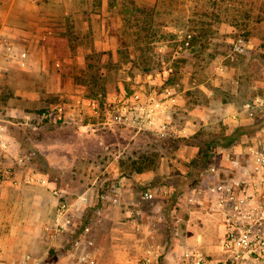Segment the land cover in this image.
I'll list each match as a JSON object with an SVG mask.
<instances>
[{
  "label": "rangeland",
  "instance_id": "374dc122",
  "mask_svg": "<svg viewBox=\"0 0 264 264\" xmlns=\"http://www.w3.org/2000/svg\"><path fill=\"white\" fill-rule=\"evenodd\" d=\"M199 1L201 6L195 9V17L188 0H181L179 6L173 4L172 0H164L153 12L149 30L139 27L143 25L142 18L151 14V10L139 9L133 14L134 18L131 17L119 27L122 33L117 38H111L115 49L108 45L98 51L93 36L98 24L90 16L100 8V0H83L82 3L80 0H69L66 4L61 0H37V7L32 12L41 16L39 18H54L48 22L59 33L65 34L69 26H74L66 20L69 14L64 12L79 11L84 15V24L79 22L77 27V30L83 29L82 48L71 50L60 45L56 56L52 55L49 59L54 67L51 69L52 75L48 76V83L52 87L56 83L55 78L60 77L64 92L62 103L66 106L78 98L84 100L85 126L41 122L42 114L54 109L61 98L53 92L46 102L34 105L14 100L16 88L11 82L21 73V76H25L26 72L18 69L22 66L0 58L5 67L0 78V128L4 133L7 129L17 133L21 131L18 135L21 136L24 153L36 158L42 171L51 170L44 163L43 148L48 142H64L67 145L70 158L80 160V164L67 167L62 173L63 182L70 185V190H75L78 185L79 189L86 191L74 195L76 205L83 203L88 208L92 204V187L97 185L96 181L107 178L118 168L111 165L114 159L121 162L116 173L133 175L130 164L146 158L152 162L148 169L156 174L154 185L159 182L164 185L175 183L178 188L187 190L204 167L205 162L201 158L207 155L210 145L225 144L230 135L235 136L236 140L249 139L264 129V47L263 50H256V45L251 46L249 30L251 20H256V14H253L250 4L238 3V0H224L218 6L212 4L211 0ZM26 3L27 0H0V9L7 18L10 34L28 51V61L34 51L28 40L36 35L33 37L37 47L34 59L38 60L41 57L38 51L48 38L43 37V31L29 34L24 29V17L31 11ZM124 10V7L120 8V15ZM14 15L17 20H13ZM13 23H17L23 31ZM229 26L234 27L232 32ZM176 30L194 35L188 48H179L181 43L177 40ZM75 36L68 39L70 47L77 42ZM239 36L248 44L247 51L242 54L233 51V43ZM61 59L62 62L59 61ZM209 94L212 95L209 97ZM173 95L180 96L179 101L169 100L163 114L165 98ZM257 97L261 99L259 106L255 102ZM91 100L98 105L99 113L96 115H93L91 105L88 107ZM19 105L24 108L22 113L14 111ZM203 107L212 110V124L191 113L194 109L199 113ZM242 110L247 111L245 121L235 124L234 130L226 133L229 125L225 120L229 114ZM23 112L33 113V122L39 116L40 124H44L42 128L35 131L20 129L18 121L23 122ZM119 116H123V119L120 120ZM151 119H155L156 123L150 125L148 121ZM43 121L46 122L45 119ZM158 122L159 125H166V129L159 128ZM56 127L63 134L57 131L51 133ZM190 127L196 131H184ZM34 139L40 142L42 152L35 148ZM62 151L57 149L58 154ZM187 159L191 160L189 164ZM187 169L191 171L192 180L185 183L179 176ZM50 172L55 175L54 169ZM108 182L104 199L122 203L121 195H115L117 184L113 180ZM123 202L122 205L126 207L132 204ZM153 203L154 199H151L145 206L150 208ZM167 205L172 207L170 199ZM216 224L219 225L217 235L214 231ZM157 229L160 231V226ZM205 229L207 232L201 234ZM220 229L218 215L206 216L197 223V227L194 226L193 231L186 234L184 241L186 245L199 247L219 257ZM6 259L11 260L9 257Z\"/></svg>",
  "mask_w": 264,
  "mask_h": 264
},
{
  "label": "crops",
  "instance_id": "0c3cea01",
  "mask_svg": "<svg viewBox=\"0 0 264 264\" xmlns=\"http://www.w3.org/2000/svg\"><path fill=\"white\" fill-rule=\"evenodd\" d=\"M61 1H64L66 4L69 0ZM78 1L79 0H77V2ZM80 1L82 3L83 0ZM180 1L181 0H172V3H176L177 6H179ZM211 1L212 4L218 6V4L224 0ZM188 2L192 7V15L196 17L195 9L201 6V1L188 0ZM226 2H228V0H226ZM239 2L250 4L253 14H256V20L252 19L251 26L249 27L251 32L250 36L252 38L251 46L253 47L256 45V50H263L264 0H238V3ZM162 3H164V0H100V8L90 16V19L98 24V27L93 30V36L96 38H94L96 49L100 51V49L108 45H111V47L115 49V47H113L115 44L111 43L110 40L111 38H117L118 34L122 33V30L119 28L122 27V24L124 25L131 17L134 18L135 16H133V14L137 12L138 9L142 8L151 10V15H145V17L147 16L146 19H148V17L151 18L154 14L153 12H155ZM25 5L26 7L28 6V9L31 11L26 18L24 17V29H27V33L29 34L43 31V36L48 34V37L46 36L48 39L47 43L38 51L41 55L38 60L34 59L37 47H35L36 40L33 37H36V35H32V38L30 37L28 40L30 42V48L34 50L33 57L31 55L30 60L26 62L25 66L21 69L18 68L26 72L24 74L28 77L21 76V73L19 75L20 77L12 80L11 83H13V87L16 88L13 99L32 103L34 105L38 102H46L47 98L55 92L59 98H61V100H59L60 102L55 105L56 107L62 103L64 92L62 90V80L59 76L55 78L56 83L52 85V87L48 83V81H50L48 80V76L52 75L53 71L51 69L54 67L50 65L49 59L52 55H55L56 51H59L61 48L60 45H62V48H69L71 50H75V47L77 49L79 47L82 48L81 35H83V29L77 30V27L79 22L84 24L85 18H83L84 15L79 13V11L76 13L64 12L69 14L66 20L74 24L73 35H76L74 39L77 42L73 44V47H70V41H68L69 37L64 33H59L57 29H54L48 22L50 20H55L54 18L48 16L39 18L41 16L38 17L37 14L35 15V13L32 12L37 7V0H27ZM121 7H124L125 10L120 15L119 10ZM129 7L131 9L130 11H128ZM213 10L214 9H212V11ZM16 18L17 16L14 15L13 20H17ZM108 21L111 22V26ZM13 24H15V27H19L17 23ZM228 28L231 32L232 29H234V27L230 26ZM19 30L21 32L23 31L21 28ZM181 32L182 30H176L175 34L177 40ZM29 34L26 35L29 36ZM124 35H126V33H124ZM227 35L228 34H221V36ZM59 61L62 62V59ZM210 95L212 94H209V97ZM165 99L167 101L165 102L163 114H165L169 100L179 101L180 96L173 95ZM23 109L24 108L19 105L14 108V111L22 113V111H24ZM202 109L203 110L199 111V113L202 112L201 114H199L196 109L192 110L191 113L193 115H198L200 119H204L206 123H209L210 120H213L214 114L208 107H203ZM246 113V110H242L241 112L229 114V117L225 120L228 122L227 125H229V128L226 129V133H231L234 130L235 124L244 122ZM23 114V122L18 121L20 129L35 131L42 128L44 125L40 124L39 116L36 117V121L33 122V113L23 112ZM167 115L168 114H166V116ZM240 117L243 118L240 119ZM235 120L237 121L235 122ZM41 122L45 124L54 123L48 120H46V122L42 120ZM210 123L212 124L213 121ZM62 127L63 126H61V128ZM57 128L58 127H56V130L51 131V133H56L57 131L59 134H63L62 131ZM0 131L3 133V137L7 141L9 147V150L0 147V160L6 167H10L14 170V175L12 177L0 183V248L4 253V257L14 259L21 256L23 253H30L34 258L39 260L57 264H75L73 260L67 256V248L80 232H82L83 228L88 226L90 228L89 235L94 239L98 248L94 254L96 264H133L141 257L142 245L139 243V240L144 237V234L142 232L135 234L133 231L129 212L130 209L140 206L147 214L150 213V209L153 207H159L165 210L167 223L157 224V226H160L161 230L159 231L157 229L156 235L146 240L147 243L152 244H164L166 242L169 224L171 223H177L182 228L183 233L181 239L184 241L186 234H188L189 231H193L194 226L197 227V223H200L204 217L213 215L210 214L206 208L188 207L185 203L179 202L178 196L186 191L185 188L180 189L175 183L164 185L162 182H159L157 185H154V183H156V174H152L150 169H145L142 172H133V175L116 173V170L119 169L121 164L118 159H114L111 163L113 167H115V165L118 166V168L114 169L115 173L112 172L107 178L96 181L97 185L92 187L94 192V195H92V204H89L88 208L87 205L83 203L76 205V202L73 201L74 195H81L86 191L79 189L78 185H76L75 190H70V185L63 182L62 173L67 167L80 164V160L70 158L67 153L68 147L64 142H48V145L43 148L44 163L49 165L51 170H55V175L50 172L51 170L49 172L47 170H40L37 165V159L31 158L29 155L28 170H34L36 175L43 179L44 183L28 184L25 181L27 173H25V170H22L19 165L25 161L24 158L26 156L21 136H19L21 131L17 133L7 129L4 133L1 128ZM184 131L194 132L196 130L190 127ZM32 142L35 148L41 149L40 142L36 139L32 140ZM214 144L210 145L209 149ZM230 144L222 145L227 146ZM57 149L63 151L58 154ZM40 151L42 152V150ZM187 161L189 164L191 160L187 159ZM179 177V179L183 180L185 183L190 182L192 180L191 171L187 169L183 171V174ZM112 180L117 184L115 195H121L122 203H125L123 201L132 203L129 207L122 205V203L116 204L110 202L108 199H104L106 198L105 192L109 185L108 181ZM147 185L151 186V199H154V203L150 208L145 206L148 202L141 201V195ZM53 189L64 191V199L73 204L72 212L70 213L72 214L73 224L69 228L65 227L61 229L64 219L58 215L60 198L53 194ZM95 195L97 200L94 198ZM169 199L172 202V207L170 208L167 205ZM214 231L217 235L219 225L216 224V226H214ZM205 232H207L206 229L201 231V234ZM180 252L181 246L179 244H173L166 256L161 260V264H176Z\"/></svg>",
  "mask_w": 264,
  "mask_h": 264
},
{
  "label": "built area",
  "instance_id": "2783aa9c",
  "mask_svg": "<svg viewBox=\"0 0 264 264\" xmlns=\"http://www.w3.org/2000/svg\"><path fill=\"white\" fill-rule=\"evenodd\" d=\"M46 34L43 36L46 38ZM192 39L189 32L179 35L180 47L188 48ZM246 40L239 36L233 43V51L238 54L247 51ZM4 57L13 65L25 66L28 62V51L10 34L7 18L0 9V58ZM5 67L0 60V78ZM256 105H261V99H255ZM93 115L99 113L94 100L88 102ZM84 100L76 99L71 105L63 103L42 114V120L54 123L84 125ZM249 106V105H246ZM128 120V117H124ZM122 120L123 116H119ZM158 121H161L159 119ZM155 124V119L148 121ZM158 127L166 129L159 122ZM170 130V128H167ZM0 147L8 149L7 141L0 131ZM20 165L27 176L26 183L43 184L42 178L29 169V155ZM28 171V172H27ZM14 170L6 167L0 160V183L12 177ZM151 186L147 185L141 195L142 202L151 201ZM53 194L60 198L58 215L64 219L63 226L69 228L73 224V204L64 199L65 192L53 189ZM178 201L188 207H203L210 214L220 218L221 237L219 248L221 255L214 257L199 247L186 245L181 239L182 228L177 223L169 224L168 238L164 244L147 243L146 240L157 233V224L167 223V215L162 208L153 207L147 214L140 206L129 210L132 227L135 234L143 233L139 240L142 254L133 264H161V260L173 244L181 246V252L176 264H264V129L249 139H240L230 145L215 143L210 147L208 160L200 171L198 179L185 192L178 196ZM179 223V222H178ZM90 228L84 227L82 232L67 248V256L75 264H96L95 252L97 246L89 235ZM143 239V240H142ZM0 264H57L34 258L30 253L8 260L0 248Z\"/></svg>",
  "mask_w": 264,
  "mask_h": 264
},
{
  "label": "trees",
  "instance_id": "16d2710c",
  "mask_svg": "<svg viewBox=\"0 0 264 264\" xmlns=\"http://www.w3.org/2000/svg\"><path fill=\"white\" fill-rule=\"evenodd\" d=\"M139 10V9H138ZM151 15V14H150ZM145 18V19H144ZM147 18V16L145 17H143L142 18V21L144 22H142V24L143 25H140V29H146V30H149V27H151V25H152V18H149L148 17V19H146ZM144 19V20H143ZM69 22V21H68ZM145 26H148V28H145ZM69 29V30H68ZM67 30V33H65V35L66 36H68L69 38H72V36H73V26H69V28H68ZM148 32V31H147ZM193 38H194V35L192 34V39H191V42H192V40H193ZM227 139H228V141L225 143V144H230V143H233V142H235V140H236V137L235 136H233V135H230V136H227ZM241 139V138H240ZM239 139V140H240ZM237 141V140H236ZM207 156H208V153H207V155L206 156H204V158H201V160L203 159V161L205 162V165H206V163H207ZM151 165H152V162L151 161H148V159H146V158H142L141 160H135V161H133L131 164H130V168H131V170L132 171H134V172H142V171H144L145 169H148V168H150L151 167ZM205 165H204V167H205ZM204 167H202L201 168V170L204 168ZM199 173H200V171L198 172V174H197V176L195 177V179H198V176H199ZM195 182H196V180H195ZM195 182H193V184L195 183Z\"/></svg>",
  "mask_w": 264,
  "mask_h": 264
}]
</instances>
